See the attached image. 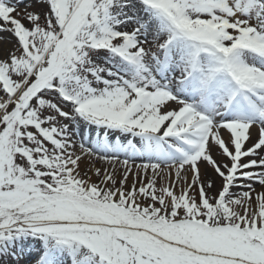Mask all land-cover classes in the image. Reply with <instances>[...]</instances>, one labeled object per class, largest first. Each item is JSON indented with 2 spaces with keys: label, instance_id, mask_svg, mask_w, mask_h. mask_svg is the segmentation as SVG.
I'll return each mask as SVG.
<instances>
[{
  "label": "snow or ice",
  "instance_id": "obj_1",
  "mask_svg": "<svg viewBox=\"0 0 264 264\" xmlns=\"http://www.w3.org/2000/svg\"><path fill=\"white\" fill-rule=\"evenodd\" d=\"M0 264H264V0H0Z\"/></svg>",
  "mask_w": 264,
  "mask_h": 264
}]
</instances>
